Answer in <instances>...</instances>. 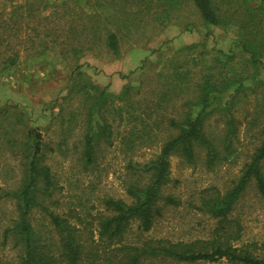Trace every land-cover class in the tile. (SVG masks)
Here are the masks:
<instances>
[{
	"label": "rangeland",
	"instance_id": "obj_1",
	"mask_svg": "<svg viewBox=\"0 0 264 264\" xmlns=\"http://www.w3.org/2000/svg\"><path fill=\"white\" fill-rule=\"evenodd\" d=\"M13 2H25V7L32 10L47 6L62 15H72L71 21L65 19L67 17L58 21L52 17L47 26L46 21L23 14L24 17L18 19L24 30L21 38L35 24L51 28L55 33L47 36L41 30L32 47L28 43L18 47L20 58L17 65L0 71V110L20 112L28 126L36 128L54 149L47 154L46 164L55 177L58 188L55 197L64 210L75 207L82 214H94L101 210L104 197L129 202L125 182L136 177L127 169L129 153H124L121 148V135L113 137L109 145L101 144L96 150L95 164L83 167L80 152L84 128L80 118L87 102L78 94L63 100L74 69L78 68L95 83L94 77L108 73L111 66L115 67L118 70H113L112 74L119 72L116 80L122 83L121 89L130 86V101L140 105L155 98L172 64L177 70L198 78L207 72L204 65L211 62L215 64L212 76L216 84L221 78L239 82L238 87L241 86L236 91L231 89L220 97V104L227 105L225 111L215 108L205 121L206 134L219 140L224 123L233 119L232 155L212 169L205 167L204 152L199 149L193 165L172 156L169 159V183L164 193L171 196L175 204L164 207L162 217L145 234H140L133 223L126 241L137 243L147 238L189 241L205 237L213 222L194 208L200 191L211 186L221 192L229 189L264 138V36L256 38L257 50L261 48V54L254 64L247 52L251 42L247 31L238 36L233 26L220 29L204 25L189 1L167 8L169 16L165 24L154 19V14H160L164 9L160 0H0V10H7ZM108 2L121 7L118 18L113 21L108 18L114 11ZM92 5L94 7L90 8ZM126 12H130V37L124 34L119 38V54L114 58L104 45L103 31L90 34V29L96 24L103 28L127 23L129 19L122 15ZM191 45L194 47L186 50ZM104 88L108 93L107 87ZM117 104L120 102L116 100L108 102V109ZM176 104H181V99ZM107 118H112L110 112ZM9 123L19 134L21 126L14 121ZM117 131L121 133L120 129ZM62 137L67 138V142L65 148L58 151L57 142ZM155 151L156 148L136 151L135 155L130 154L131 162H146ZM21 170L17 148L9 150L0 140V264H17L18 260L12 240L4 238V231L16 218L15 202L2 193L18 186ZM235 213L243 226V240L264 242V201L252 185L239 200ZM29 220L37 232L48 233V220L39 211L33 210ZM145 264L180 263L148 261Z\"/></svg>",
	"mask_w": 264,
	"mask_h": 264
},
{
	"label": "trees",
	"instance_id": "obj_2",
	"mask_svg": "<svg viewBox=\"0 0 264 264\" xmlns=\"http://www.w3.org/2000/svg\"><path fill=\"white\" fill-rule=\"evenodd\" d=\"M160 1L164 9L160 14H154V19L162 24L167 22L169 16L167 8L189 1L204 25L220 29L233 26L238 36L247 31L251 40L247 42V52L250 60L256 64L261 48L257 50L255 41L258 36H264V0ZM108 3L113 5V2ZM44 8L32 10L25 7V2H13L7 10H0V71L14 68L20 58L18 47L23 43L31 46L41 30L47 36L55 33L51 28L35 24L21 38L24 30L18 19L23 18V14L31 19L46 21L47 26V21L52 17L57 21L65 17L69 21L72 19L71 13L62 15L54 8ZM113 10L108 17L112 21L118 18L121 7L113 5ZM122 15L125 19L130 18V12ZM110 26L102 28L96 24L90 29V34L103 31L106 49L112 57L117 58L119 38L124 34L130 37V19L127 23ZM243 45L245 47V42ZM193 47L191 45L186 50ZM172 65L155 98L148 99L143 105L130 101L131 87L128 85L119 94L113 95L93 83L78 68L71 72L63 100L78 94L87 102L80 118L84 128L80 152L83 167L95 164L96 150L101 144L109 145L113 137L121 135V148L124 153H129L127 169L136 175L131 182H125L129 202L104 197L101 199V210L94 214H82L75 207L62 209L55 197L58 189L55 177L46 164L47 154L54 149L43 140L36 128L28 126L20 112L0 110L1 143L9 150L15 151L17 148L22 162L18 186L2 193L15 202L16 218L13 225L4 231V238L12 240L17 248V264H145L148 261L264 264V242L244 241L243 226L235 213L239 200L251 185L264 201V138L229 189L221 192L211 186L200 191L194 208L213 222L205 237L189 241L167 238H147L137 243L126 241L133 223H136L140 234H145L162 217L163 208L175 204V200L164 193L169 183V159L172 156L193 165L199 149L204 152L205 167L212 169L233 152V119L226 120L219 140L206 134L205 121L215 108L225 111L227 105L220 104V97L231 89L236 91L241 86L238 87L239 82L221 78L216 84L212 76L215 64L211 62L204 65L207 72L198 78ZM178 99H181V104H176ZM113 100L120 104L112 105L109 110L108 102ZM109 112L112 116L110 120L107 118ZM10 121L21 126L19 134ZM66 142L67 138H60L57 150H63ZM153 148L157 151L148 161L131 162L130 154ZM33 210L39 211L48 220V233H39L31 225L29 219Z\"/></svg>",
	"mask_w": 264,
	"mask_h": 264
},
{
	"label": "crops",
	"instance_id": "obj_3",
	"mask_svg": "<svg viewBox=\"0 0 264 264\" xmlns=\"http://www.w3.org/2000/svg\"><path fill=\"white\" fill-rule=\"evenodd\" d=\"M127 65V64H125ZM131 68V67H130ZM128 69V68H127ZM115 70V71H113ZM118 69L115 67H109L108 73H102L99 76L94 77L95 84H97L100 87H107L108 91L114 94H117L119 89L122 87V83H120L116 78H118L117 74H112L113 72H116Z\"/></svg>",
	"mask_w": 264,
	"mask_h": 264
}]
</instances>
